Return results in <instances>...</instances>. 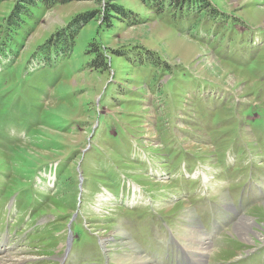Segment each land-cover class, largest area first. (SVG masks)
<instances>
[{
    "label": "rangeland",
    "instance_id": "rangeland-1",
    "mask_svg": "<svg viewBox=\"0 0 264 264\" xmlns=\"http://www.w3.org/2000/svg\"><path fill=\"white\" fill-rule=\"evenodd\" d=\"M29 1L0 0V264L68 233L65 264H264L228 232L264 223V0Z\"/></svg>",
    "mask_w": 264,
    "mask_h": 264
},
{
    "label": "bare ground",
    "instance_id": "bare-ground-1",
    "mask_svg": "<svg viewBox=\"0 0 264 264\" xmlns=\"http://www.w3.org/2000/svg\"><path fill=\"white\" fill-rule=\"evenodd\" d=\"M260 207L264 213V202ZM228 232L235 238L246 243L261 244L264 242V223H259L253 219L246 220L245 218H240L231 228H229Z\"/></svg>",
    "mask_w": 264,
    "mask_h": 264
},
{
    "label": "trees",
    "instance_id": "trees-1",
    "mask_svg": "<svg viewBox=\"0 0 264 264\" xmlns=\"http://www.w3.org/2000/svg\"><path fill=\"white\" fill-rule=\"evenodd\" d=\"M31 1V0H30ZM29 1V2H30ZM144 1V0H143ZM159 1H162V0H159ZM164 1V0H163ZM168 1H170V2H175L176 3V1H178V0H168ZM180 1H183V0H180ZM32 2H34V0H32ZM41 2L44 4V6H46V7H51V6H53L54 4H56V3H58V2H62V3H64V2H67V0H41ZM113 7H115L116 9H118V6H113ZM118 10H121V8H119ZM122 11V10H121ZM127 11L128 10H125L124 11V13H126V14H128L127 13ZM76 22H79L78 20H76ZM96 62V61H95ZM104 62H103V59H101V57L99 58V60L97 61V63L95 64L96 66H98V67H100V66H103L104 67V65L105 64H103Z\"/></svg>",
    "mask_w": 264,
    "mask_h": 264
},
{
    "label": "water",
    "instance_id": "water-1",
    "mask_svg": "<svg viewBox=\"0 0 264 264\" xmlns=\"http://www.w3.org/2000/svg\"><path fill=\"white\" fill-rule=\"evenodd\" d=\"M67 243H68V246H69L71 244V239H68Z\"/></svg>",
    "mask_w": 264,
    "mask_h": 264
}]
</instances>
